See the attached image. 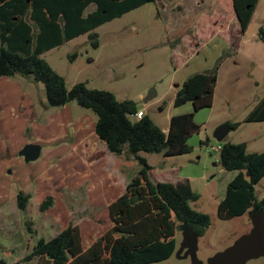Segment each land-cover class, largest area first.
Returning <instances> with one entry per match:
<instances>
[{"label":"rangeland","instance_id":"rangeland-1","mask_svg":"<svg viewBox=\"0 0 264 264\" xmlns=\"http://www.w3.org/2000/svg\"><path fill=\"white\" fill-rule=\"evenodd\" d=\"M256 24L257 20L243 37L249 40L240 43L238 49L239 32L235 30L238 20L232 0H155L99 26L95 30L99 47H93L89 33H85L43 54L65 77L69 87L83 81L90 88L113 92L120 100H134L161 128L169 126L173 115L190 112H194L195 122L201 125L200 132L189 138L193 151L188 154L164 156L141 152L155 169L175 168L180 176H189L193 189L200 194L198 200L190 202L191 207L212 218L209 227L177 221L174 254L153 264H192L194 256L201 264H209L211 258L254 233L264 222V210L252 206L243 216L230 220L218 218V204L237 171L223 169L218 160L219 151L211 150V145H220L213 134L225 122L240 123L229 132L228 141L247 142L249 151L264 150V121H244L264 96V42L254 38ZM228 28L232 38L229 43L224 32ZM74 54L77 56L72 59ZM216 67L218 79L211 107L195 111L192 102L174 105L176 92L188 77ZM18 79L23 81L19 76ZM30 80L36 93L34 121L45 122L47 113L59 108L48 105L42 83ZM150 93L156 95L145 102ZM72 107L76 114L87 111L95 117L77 102H72ZM0 140L1 166L15 158L7 138ZM123 156L108 162L99 156L66 176L54 173V180L46 189L38 191L29 185L28 192L34 195L26 211L19 210L13 201L0 207V239L5 251L0 253V261L29 264L23 259L37 240L55 236L70 223L80 227L84 247L91 245L113 224L102 195L117 196L139 171L132 168L133 157L127 162ZM9 173L0 170L3 177ZM116 175L119 179L115 181ZM154 177L158 176L154 174ZM5 187L12 194L21 190L20 183H11L9 188L7 180ZM255 188L258 198H262L264 177ZM46 192L52 193L54 201L42 210V195ZM242 264H264V255L250 257Z\"/></svg>","mask_w":264,"mask_h":264},{"label":"trees","instance_id":"trees-1","mask_svg":"<svg viewBox=\"0 0 264 264\" xmlns=\"http://www.w3.org/2000/svg\"><path fill=\"white\" fill-rule=\"evenodd\" d=\"M155 0H0V79L21 76L42 83L47 103L61 107L77 102L96 115L95 131L109 151L135 158L140 169L125 191L108 206L112 226L90 246L84 247L81 229L68 224L50 238L41 237L24 257L29 264H153L165 261L176 249L177 221L209 227L211 215L193 209L191 201L200 198L188 179L176 183L153 181V168L141 152L164 156L193 151L189 138L201 125L194 112L173 115L168 130L145 115L131 99L120 100L105 89L90 88L80 81L68 86L43 54L82 34L89 33L93 47H99V26ZM259 0H232L243 35ZM91 6L94 8L90 9ZM264 42V25L258 29ZM77 54L71 56L75 58ZM218 67L196 72L178 88L174 105L192 102L194 110L213 105ZM245 122L264 121V96L246 115ZM233 129L240 123H231ZM219 163L223 169L237 171L217 207L221 220L243 216L250 206L264 210V196L258 198L255 186L264 177V150L249 151L247 142H220ZM32 194L20 190L17 205L29 206ZM53 204L48 196L42 210ZM30 222L27 225L30 226ZM0 253H5L0 239Z\"/></svg>","mask_w":264,"mask_h":264},{"label":"crops","instance_id":"crops-1","mask_svg":"<svg viewBox=\"0 0 264 264\" xmlns=\"http://www.w3.org/2000/svg\"><path fill=\"white\" fill-rule=\"evenodd\" d=\"M256 20L257 24L253 35L254 38H259L257 31L261 25H264V0L258 1L252 20L243 35L241 34V26L238 21V25L235 28L239 32L238 49L241 47L240 43L244 44V42L249 40L244 39V36H246ZM229 29L224 31L226 32V41L228 43L232 39ZM21 78H23V81L26 80L24 77ZM23 81H20L18 76L2 77L0 79V139L7 138L10 150H12L15 158V160L8 159L4 163L1 162L0 170L3 169V174L10 173L6 176L8 178L0 174V207L3 208L10 201H13L14 205L18 207L17 194L19 191L14 194L10 191L7 193L6 180L9 188L11 183L14 185L20 183L21 190L28 192L30 188L28 186L33 185L34 190L39 191L49 187V183L54 180L52 174H65V176L72 174L77 169H82L87 161L99 156L100 160L105 158V162L113 161L117 156L122 158L123 155L127 162L132 159L126 157L125 154L116 155L109 151L106 143L99 138L95 131L96 115L93 117L87 111L76 114L72 107V102L58 107L59 109L52 114L47 113L45 122H35L34 119L37 116L34 114L36 93L32 86L33 82L30 79L26 80L27 83ZM52 123H56L57 126L53 127ZM168 127L163 129L168 130ZM225 140H227V137ZM29 143H36L41 147L40 156L37 161L34 160V163H32L33 161H26L24 156L19 154V151ZM1 152L0 148V155ZM99 152L102 154H99ZM133 160L132 168L137 167L135 171H138L140 165H138L135 158ZM154 174L158 177H154ZM116 177L115 181L119 179L117 175ZM150 177L153 181L176 183L180 180L188 179L191 182L189 176H180L175 168L155 169L153 167L150 170ZM132 179L130 178L129 182ZM127 184L124 185L125 189ZM125 189L112 198L110 195L103 194L102 196L105 197L102 198H105L106 205L109 206ZM31 194L33 197L34 192H31ZM48 196H52L54 201L52 193L46 192L42 195V203Z\"/></svg>","mask_w":264,"mask_h":264},{"label":"water","instance_id":"water-1","mask_svg":"<svg viewBox=\"0 0 264 264\" xmlns=\"http://www.w3.org/2000/svg\"><path fill=\"white\" fill-rule=\"evenodd\" d=\"M237 18V15H236ZM238 20V18H237ZM156 93H150L144 99L145 102L155 97ZM233 129L230 122L220 124L214 131V138L218 142H223L229 132ZM208 143V142H207ZM41 153V147L36 143H29L23 147L19 152L24 156L26 161L37 160ZM263 254L264 255V222H261L256 228L254 233L242 237L236 244L228 250L218 253L215 257L211 258L209 264H242L250 257ZM0 264H6L0 261ZM192 264H201L194 256Z\"/></svg>","mask_w":264,"mask_h":264},{"label":"built area","instance_id":"built-area-1","mask_svg":"<svg viewBox=\"0 0 264 264\" xmlns=\"http://www.w3.org/2000/svg\"><path fill=\"white\" fill-rule=\"evenodd\" d=\"M144 115H145L144 109H140L133 115V118L138 120L142 118ZM220 149H221V145H218V146L211 145V150L220 151Z\"/></svg>","mask_w":264,"mask_h":264}]
</instances>
